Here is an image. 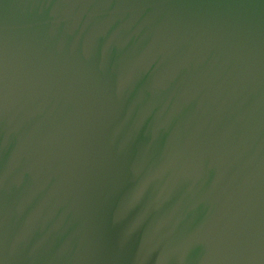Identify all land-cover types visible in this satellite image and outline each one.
<instances>
[{"label": "water", "instance_id": "1", "mask_svg": "<svg viewBox=\"0 0 264 264\" xmlns=\"http://www.w3.org/2000/svg\"><path fill=\"white\" fill-rule=\"evenodd\" d=\"M0 264H264V0H0Z\"/></svg>", "mask_w": 264, "mask_h": 264}]
</instances>
